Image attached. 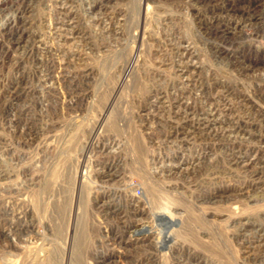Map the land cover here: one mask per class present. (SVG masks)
<instances>
[{"label": "rangeland", "instance_id": "rangeland-1", "mask_svg": "<svg viewBox=\"0 0 264 264\" xmlns=\"http://www.w3.org/2000/svg\"><path fill=\"white\" fill-rule=\"evenodd\" d=\"M41 263L264 264V0H0V264Z\"/></svg>", "mask_w": 264, "mask_h": 264}, {"label": "built area", "instance_id": "built-area-1", "mask_svg": "<svg viewBox=\"0 0 264 264\" xmlns=\"http://www.w3.org/2000/svg\"><path fill=\"white\" fill-rule=\"evenodd\" d=\"M48 147L50 146L51 148L50 149H48L49 150V154H48V159H52V160H49L48 161V163H47V167H46V171H48V172H50V170H52V168L55 166V164L58 162L57 160V162L54 160V158L52 157V155L54 156V157H56L55 156V154H52V150L54 149L53 148V146H52V144L51 143H49L48 145H47ZM78 162H80V161H78ZM93 162H89V165L88 166H86L85 165V167H87V168H83L82 169V172L81 173H79V171L80 170H78V169H80L81 168V165L76 169V170H74V173L77 171V174L78 175H81L82 173H89V171L90 170H93L94 169V164H92ZM75 166L77 167V163H75ZM75 175H76V173H75ZM90 181V182H89ZM89 181H88V183L87 184H90V187H91V190H94L95 191V186L93 185L94 183L92 182V178H91V180H90V178H89ZM131 186V185H130ZM132 188V192L136 195V196H142L143 195V189L141 188V187H139V186H135V187H131ZM126 191V190H125ZM126 192H129V188H128V190L126 191ZM94 194V193H93ZM92 198H93V196H92ZM118 198H119V195H116V194H112L111 195V197H110V199H109V203L111 204V203H113L114 201H119L118 200Z\"/></svg>", "mask_w": 264, "mask_h": 264}, {"label": "bare ground", "instance_id": "bare-ground-1", "mask_svg": "<svg viewBox=\"0 0 264 264\" xmlns=\"http://www.w3.org/2000/svg\"><path fill=\"white\" fill-rule=\"evenodd\" d=\"M15 90V89H14ZM190 112H188V114H189ZM194 113V112H193ZM184 114V113H183ZM207 114V113H206ZM192 115V114H191ZM204 115V114H203ZM209 116V115H208ZM217 117V116H216ZM193 118H194V115H193ZM200 118V117H199ZM213 118V117H212ZM105 119V118H104ZM186 119V118H185ZM220 119V118H219ZM215 120V119H214ZM204 124L205 123H201V124H199V126H204ZM214 124V123H213ZM213 127H214V125H213ZM218 127V126H217ZM216 127V128H217ZM204 128H205V126H204ZM203 128H197V130H199V131H206L205 129H203ZM220 129V128H219ZM218 129V130H219ZM213 130V129H212ZM224 131V130H223ZM187 132H189V131H187ZM195 133V131H193V134ZM196 134V133H195ZM219 134V133H218ZM239 134V133H238ZM208 135V134H207ZM167 137V136H166ZM47 148H48V146H47ZM95 149V148H94ZM114 151V150H113ZM96 153V152H95ZM95 157V156H94ZM94 161H95V159L93 158V164H94ZM237 163V162H236ZM80 166V162H78L77 163V167L76 166H74V169H72L73 170V172H74V170H76L78 167ZM94 166V169L93 170H90L89 171V173H82L81 174V177H78L79 178V180H77L76 179V181H79V183H83V182H85L86 180L87 181H89V178H90V180H91V178H92V173L94 174V171H95V169H97V165H93ZM164 167V166H163ZM170 169V168H169ZM116 170V169H115ZM171 170V169H170ZM76 174H77V171L75 172ZM179 173V172H178ZM81 180V181H80ZM90 182V181H89ZM92 182L94 183L93 185L96 187L95 189H96V192L94 191V193L96 194L97 193V187L99 188L100 186H101V184L98 182V184H96V182H95V179L94 178H92ZM144 189V188H143ZM121 190H124V188H121V189H119V191H121ZM125 191V190H124ZM118 192V191H117ZM117 192H115V194L117 193ZM120 194H122V193H120ZM132 195H134V196H136L134 193H132ZM94 196V195H93ZM144 196V190H143V195L142 196H136V197H138V198H140V197H143ZM131 204V203H130ZM138 210V209H137ZM136 210V211H137ZM139 215V214H138ZM79 237V236H78ZM83 237V234L81 235V237L80 238H82ZM41 264H43V263H41Z\"/></svg>", "mask_w": 264, "mask_h": 264}]
</instances>
